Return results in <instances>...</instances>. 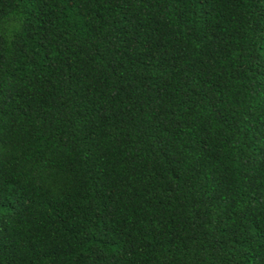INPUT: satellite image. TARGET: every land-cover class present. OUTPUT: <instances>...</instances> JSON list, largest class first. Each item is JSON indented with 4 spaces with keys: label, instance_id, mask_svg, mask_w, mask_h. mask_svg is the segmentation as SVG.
Segmentation results:
<instances>
[{
    "label": "trees",
    "instance_id": "obj_1",
    "mask_svg": "<svg viewBox=\"0 0 264 264\" xmlns=\"http://www.w3.org/2000/svg\"><path fill=\"white\" fill-rule=\"evenodd\" d=\"M0 264H264V0H0Z\"/></svg>",
    "mask_w": 264,
    "mask_h": 264
}]
</instances>
